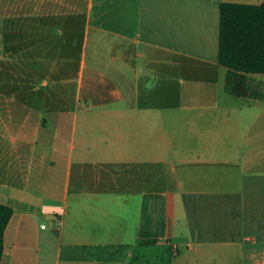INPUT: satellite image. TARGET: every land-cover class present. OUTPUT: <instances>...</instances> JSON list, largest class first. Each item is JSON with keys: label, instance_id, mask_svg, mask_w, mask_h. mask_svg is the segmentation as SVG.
Masks as SVG:
<instances>
[{"label": "crops", "instance_id": "1", "mask_svg": "<svg viewBox=\"0 0 264 264\" xmlns=\"http://www.w3.org/2000/svg\"><path fill=\"white\" fill-rule=\"evenodd\" d=\"M262 1L0 0V264H264V74L217 62Z\"/></svg>", "mask_w": 264, "mask_h": 264}, {"label": "trees", "instance_id": "2", "mask_svg": "<svg viewBox=\"0 0 264 264\" xmlns=\"http://www.w3.org/2000/svg\"><path fill=\"white\" fill-rule=\"evenodd\" d=\"M217 62L227 69L226 90L235 95L247 93L242 85L245 74H264V0L259 4H218ZM11 214V207L0 203V257Z\"/></svg>", "mask_w": 264, "mask_h": 264}, {"label": "rangeland", "instance_id": "3", "mask_svg": "<svg viewBox=\"0 0 264 264\" xmlns=\"http://www.w3.org/2000/svg\"><path fill=\"white\" fill-rule=\"evenodd\" d=\"M15 0H5V4L4 5H7L8 3H12L14 2ZM23 2V0H18V4L21 5ZM84 3V0H82V4ZM3 4V2H2ZM10 6H8L9 8ZM24 9H25V6L23 5L22 7L20 6L19 8H17L16 12V19L13 17V19H10L9 17H6L5 19L2 20V22L6 25H15L16 27H21L20 24H24V18H23V13H24ZM21 33H24L23 31H21V28H18L16 31H15V34H16V38L14 39V42H16V49L17 50H20V54L23 56V51H24V41H23V36H19L21 35ZM13 38V31L11 32H7L5 33V39L6 41L8 39H12ZM13 40V39H12ZM5 51L8 50L7 47L4 48ZM4 55V54H3ZM24 64H23V59L21 60V67H19V65L15 64V63H11L9 64L8 62H5V63H2L1 64V70H12V69H23ZM16 67V68H15ZM69 70V69H68ZM67 71V69H66ZM68 72V71H67ZM66 83H68L70 85V82H69V79L66 80ZM68 89L70 91V94H71V87H68L66 86L65 88V91H66V94H65V99L66 101H68V98H71V95H67V92H68ZM40 223H43L44 225L47 226V228L49 227V222L47 220H40Z\"/></svg>", "mask_w": 264, "mask_h": 264}]
</instances>
